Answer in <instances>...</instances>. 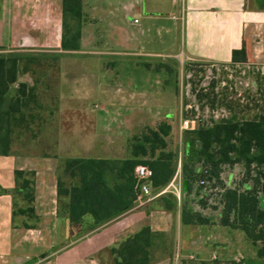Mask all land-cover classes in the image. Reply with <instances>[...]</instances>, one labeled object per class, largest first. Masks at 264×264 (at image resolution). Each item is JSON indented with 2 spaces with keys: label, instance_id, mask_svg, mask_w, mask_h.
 <instances>
[{
  "label": "crops",
  "instance_id": "crops-1",
  "mask_svg": "<svg viewBox=\"0 0 264 264\" xmlns=\"http://www.w3.org/2000/svg\"><path fill=\"white\" fill-rule=\"evenodd\" d=\"M134 2L139 12L142 5L145 10L147 0ZM134 4L128 7L129 11L135 10ZM62 9L63 0H0V49L57 54L64 59L88 57L102 60V64L107 57L117 59L115 68L101 65L98 73L102 74V80L95 82V69H87L91 75L86 78L87 88L98 90L91 97L96 99L94 102H100L94 107L105 111L101 113L102 129L100 134L88 132L93 127L94 116L83 109L77 129L69 135L63 130L56 133L60 137L59 145L55 143L37 153L15 152L11 146L10 155H0V264H115L111 249L144 227H150L155 233L173 234L181 244L189 227L197 225L182 223L180 207L171 211L165 208L162 198L168 193V187L159 191L163 192L159 196L153 189L152 197L139 196L133 209L99 227L92 228L91 216H86L82 225L72 227L69 199L58 195L63 160L131 158L130 148L137 135H125L121 129L124 115L118 111L137 99L136 94L125 93L137 90V65L131 67L122 62L121 50H131L137 56L140 46L145 49L143 54L149 56L173 55L187 62L212 65L264 66V0H150L146 9L148 23L140 27V34L144 36L156 28L158 40L144 46L137 38V47L131 38L125 37L124 28L115 17L106 24L107 13H102L95 0H83L87 22L82 29L81 49L75 52L61 50ZM134 22L140 24L138 19ZM95 25L103 26V36L113 48L105 51L104 56L98 57L97 53L84 49L87 37L93 35L94 39ZM243 48L247 62L233 63V52ZM21 83L27 85L28 106H41L40 88L36 83L18 81L11 87L9 96L16 95ZM43 88L53 87L46 83ZM89 98L80 96L74 100L85 107ZM23 113L26 114V109ZM47 117H54L53 109ZM47 117L31 118L43 122L44 128ZM29 118H25L27 125ZM25 128L18 131L22 133ZM17 171L34 173L31 203L16 191ZM29 208L33 214H21ZM151 264H173V260L164 257L153 259Z\"/></svg>",
  "mask_w": 264,
  "mask_h": 264
},
{
  "label": "rangeland",
  "instance_id": "rangeland-1",
  "mask_svg": "<svg viewBox=\"0 0 264 264\" xmlns=\"http://www.w3.org/2000/svg\"><path fill=\"white\" fill-rule=\"evenodd\" d=\"M134 1L95 0L102 13L108 15L104 17L106 24L115 17L122 24L125 37L132 39L133 46L137 47V38L147 46L158 40L156 28H151L144 36L140 34V27H145L148 23L150 0L145 3L147 10L142 5L140 12ZM131 4L135 5L134 11L128 10ZM135 19L140 24H136ZM94 29V39L93 35H89L85 40V52L97 53L95 55L98 57L104 56L105 51L113 48L103 36V26L95 25ZM144 50L138 46L137 56L131 50H121L122 62L131 67L133 64L137 65V90L125 91L127 96L136 94L137 99L127 102L118 111L125 119L121 129L129 137L147 133L149 128L170 127L169 135L164 138L167 144L165 151L175 154L176 173L169 185L161 190L168 187L165 197L175 204L173 210L186 208L210 221L209 224L189 227L181 244L173 234L158 232L151 250L152 260L167 257L173 260V264H264V258L258 257L261 243L255 245L242 230L221 225L225 188L241 191L252 189V179L263 169L254 166L251 176H248L243 162L234 166L225 165L222 167L220 181L204 180L205 183L201 184L199 178L192 179L190 191L183 188L185 180L182 172L185 163L196 173L203 171V166L197 159V145L191 144L195 141L194 131L210 127L224 119L242 122L256 120L264 114V66L187 62L173 55L149 56L143 54ZM9 53L11 52L0 49V55ZM16 53L22 55L19 59L18 81L36 83L40 88L42 105L26 107V115L30 117L28 125L22 123L20 127L14 126L12 149L15 152L37 153L49 146L53 147L55 143L59 145L60 137L56 133L63 130L69 135L77 129L83 109H86L88 115L94 116L93 127L88 132L100 134L103 119L101 113L105 111L94 107L95 103L100 102H94L96 99L91 97L98 90L87 88L86 78L90 75L87 69H95L96 82L97 79L102 80V74L98 73L101 65L115 68L117 59L107 57L102 64V60L88 57L66 56L65 59H56L57 54ZM157 69L160 70L156 71ZM105 79L107 80V75ZM46 83L53 88L44 89L43 85ZM60 92L63 94L62 98ZM80 96L91 99L85 107L74 100ZM51 109L54 110V117L48 118ZM34 115L49 119L44 123V128L43 122L33 121L31 117ZM186 120H190L187 128L184 125ZM21 127H26V131L19 132ZM146 146L150 147L149 144ZM158 147L162 150L160 145ZM64 180L70 184L75 179H69L65 174ZM172 182L179 193L170 187ZM259 201L264 210L263 193L259 194ZM164 204L166 205L165 200Z\"/></svg>",
  "mask_w": 264,
  "mask_h": 264
},
{
  "label": "trees",
  "instance_id": "trees-1",
  "mask_svg": "<svg viewBox=\"0 0 264 264\" xmlns=\"http://www.w3.org/2000/svg\"><path fill=\"white\" fill-rule=\"evenodd\" d=\"M87 22L83 11V0H63L61 50L75 52L81 49L82 29ZM58 56V57H57ZM55 58L59 59V55ZM20 53L0 55V155L11 154L14 126L25 123L28 107L27 85L21 83L14 97L9 96L11 87L18 82ZM246 50L233 52V63H246ZM149 69L148 67H146ZM160 69H157L158 71ZM170 127L149 128L148 132L137 135L131 145V158L110 159H65L64 168L58 181L59 197H67L68 215L72 227L82 225L86 216L93 219L92 228L99 227L127 211L137 203L139 191L135 169L146 166L151 171V184L154 191L169 185L176 173L175 154L166 152L165 137ZM197 145V159L203 166L201 173L185 163L182 167L185 180L184 190L190 191L191 180L220 181L222 167L234 166L243 162L248 176L253 167L263 169L252 179L253 188L245 191L226 189L221 225L242 230L257 245L258 257L264 258V210L260 207L259 194H264V114L256 120L236 121L224 119L210 127L194 131ZM149 144L148 148L146 145ZM162 147L159 150L158 146ZM159 153L157 154V152ZM147 159H143V158ZM142 158V159H141ZM74 182L67 184L64 175ZM17 193L29 203L34 199V173H15ZM165 208L173 210L175 204L163 197ZM33 214V209L21 211ZM182 223L185 225H205L209 220L199 213L182 209ZM157 233L144 227L127 238L119 246L111 249L115 264H151V250Z\"/></svg>",
  "mask_w": 264,
  "mask_h": 264
},
{
  "label": "built area",
  "instance_id": "built-area-1",
  "mask_svg": "<svg viewBox=\"0 0 264 264\" xmlns=\"http://www.w3.org/2000/svg\"><path fill=\"white\" fill-rule=\"evenodd\" d=\"M189 123H190V120H186L184 122L185 128H187L189 126ZM135 174H136V177H137V188H138V191H139V196L144 195V196H147V197H150V196L152 197L153 194H152V184H151V180H150V178H151L150 169L148 167H146V166H142L141 165V166H138L135 169ZM204 183H205L204 181H201V184H204ZM171 186L174 188V190L176 192H178V190L174 186L173 182L170 184V187ZM162 193L163 192H159L156 196H159ZM139 196H138V198H139ZM178 197H179V194H178Z\"/></svg>",
  "mask_w": 264,
  "mask_h": 264
}]
</instances>
